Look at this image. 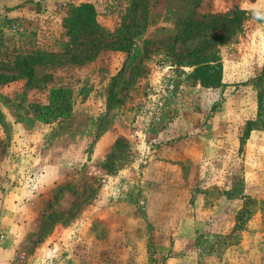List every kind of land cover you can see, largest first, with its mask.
Returning a JSON list of instances; mask_svg holds the SVG:
<instances>
[{
  "label": "rangeland",
  "instance_id": "374dc122",
  "mask_svg": "<svg viewBox=\"0 0 264 264\" xmlns=\"http://www.w3.org/2000/svg\"><path fill=\"white\" fill-rule=\"evenodd\" d=\"M33 51L71 110L39 117L45 67L0 84V264H264V0H0V57Z\"/></svg>",
  "mask_w": 264,
  "mask_h": 264
},
{
  "label": "trees",
  "instance_id": "16d2710c",
  "mask_svg": "<svg viewBox=\"0 0 264 264\" xmlns=\"http://www.w3.org/2000/svg\"><path fill=\"white\" fill-rule=\"evenodd\" d=\"M65 20L66 23L69 22L68 31L70 33V44L73 45L78 41L77 38L81 36V31H102L95 21V11L88 3L72 7ZM192 29L193 28H189L188 31L184 30L183 33L185 32V35L180 38L186 40L189 37V33L192 32ZM225 29H228V27ZM128 31L129 28L123 29L122 27H118L113 34L116 40L112 43L118 42L119 48H126V46L124 47V45L121 44V41L125 38L124 33ZM100 35H102V33H100ZM126 38L128 39V37ZM202 43H205V46L211 45V41L209 40ZM92 46H94V44H92ZM194 50H196V48H194ZM195 53L196 52L192 53V51L189 52V56H191L189 60L190 62L198 63V69H204L208 62L217 60L216 55L211 51L206 53L202 50L197 54ZM64 55V53L56 54L53 52L33 51L31 53L26 52L24 54H17L8 59L0 57V84L9 83L13 80L22 78L26 80L27 84H31L34 80L40 81L41 79L36 76L37 70L41 66L43 68L45 67L46 70L42 78L46 84L49 83V99L45 104L35 105V109L38 111L39 117L44 121H52L60 117H65L71 110L72 95L70 87L61 81V78L65 76L63 73L65 71L67 72V69H64V66L61 65L66 61L62 60L65 58ZM212 67L214 68V66ZM211 79L213 78L209 79L210 82H215ZM248 214V209L242 207L236 215L235 227L240 226V222H242Z\"/></svg>",
  "mask_w": 264,
  "mask_h": 264
}]
</instances>
